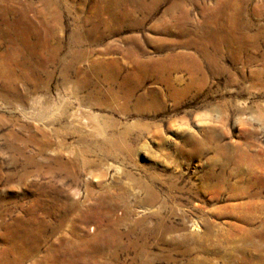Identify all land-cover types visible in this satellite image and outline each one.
<instances>
[{
	"label": "rangeland",
	"instance_id": "1",
	"mask_svg": "<svg viewBox=\"0 0 264 264\" xmlns=\"http://www.w3.org/2000/svg\"><path fill=\"white\" fill-rule=\"evenodd\" d=\"M0 264H264V0H0Z\"/></svg>",
	"mask_w": 264,
	"mask_h": 264
},
{
	"label": "bare ground",
	"instance_id": "2",
	"mask_svg": "<svg viewBox=\"0 0 264 264\" xmlns=\"http://www.w3.org/2000/svg\"><path fill=\"white\" fill-rule=\"evenodd\" d=\"M158 1H160V0H158ZM180 5L178 4V3H176L175 5H174V8H177V7H179ZM141 7H143V6H141ZM141 9V8H140ZM147 9V8H146ZM153 9V8H152ZM149 10H150V8H149ZM147 12V11H146ZM47 19V18H46ZM42 21V20H41ZM48 23V22H47ZM45 25V24H44ZM55 54H56V51H55ZM195 64V63H194ZM197 70V69H196ZM194 71V70H193ZM195 72V71H194ZM171 74V73H170ZM196 74V73H195ZM194 83V82H193ZM239 172H240V170H239ZM260 175V174H259Z\"/></svg>",
	"mask_w": 264,
	"mask_h": 264
}]
</instances>
